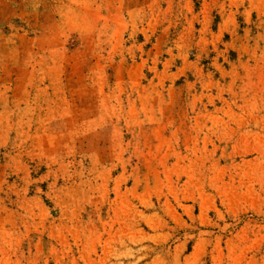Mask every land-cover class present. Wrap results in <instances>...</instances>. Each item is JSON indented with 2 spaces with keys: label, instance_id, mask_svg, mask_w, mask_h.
<instances>
[{
  "label": "rangeland",
  "instance_id": "rangeland-1",
  "mask_svg": "<svg viewBox=\"0 0 264 264\" xmlns=\"http://www.w3.org/2000/svg\"><path fill=\"white\" fill-rule=\"evenodd\" d=\"M0 264H264V0H0Z\"/></svg>",
  "mask_w": 264,
  "mask_h": 264
}]
</instances>
